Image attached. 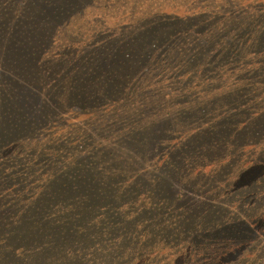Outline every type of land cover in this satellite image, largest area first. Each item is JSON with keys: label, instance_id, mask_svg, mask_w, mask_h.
Wrapping results in <instances>:
<instances>
[{"label": "rangeland", "instance_id": "rangeland-1", "mask_svg": "<svg viewBox=\"0 0 264 264\" xmlns=\"http://www.w3.org/2000/svg\"><path fill=\"white\" fill-rule=\"evenodd\" d=\"M117 1L111 2L114 8L109 10L96 13L88 9L69 17L76 40H83L85 34L93 40L117 35L122 21L139 24L141 18L126 12L133 3ZM259 14L264 27V14ZM140 22L148 30L154 27L147 15ZM203 29L197 27L192 33L200 38ZM184 30L183 35L161 31L157 44L151 45L161 46L160 58L169 63L153 70L149 68L153 64H144V78L133 81L131 98L114 105L116 114L106 113L97 127L88 126L86 114H61L55 118L57 122L45 127L39 139L46 144L45 153L57 150L53 166L42 154L28 151L29 147L19 149L21 156L0 152V168L7 166L14 174L18 173L17 162L38 158L37 173L27 181L18 175L0 180V264H264V30L248 35L247 45L226 69L201 62L204 68H199L195 80L189 79L188 70H194L193 66L180 64L179 58L187 61L194 53V47L185 45L189 31ZM134 48L140 51L146 45ZM65 76L69 77L64 73L59 80ZM2 84L4 89L6 83ZM192 105L195 107L189 111ZM182 123L185 129L178 133L175 128ZM136 124L143 133L140 138L156 144L146 150L149 154L157 147L153 155L120 149L121 143L130 149L133 145L119 143L118 130ZM152 124L161 129L160 135L153 136ZM112 150L125 156L117 162ZM79 154L88 156L87 161ZM200 155L205 158L196 157ZM182 159L188 165L185 169ZM97 161L100 167L84 170V165ZM109 164L113 168L121 164L125 171L133 167L136 172L129 177L114 173ZM167 164H176L184 176L175 177L174 168ZM64 166L65 181L83 177L113 188L102 194L77 186L62 188L54 175ZM167 169L173 173L176 187L185 188L194 200L188 194L183 201L176 199L179 192L172 193L173 197L157 194V190L166 193L158 176ZM198 201L206 209L188 214L186 208ZM72 209L78 217L65 220L71 218ZM172 213L190 215L192 231L200 226L197 233L204 236L209 230L218 235L213 260L204 245L202 253L193 250L185 245L183 232H173Z\"/></svg>", "mask_w": 264, "mask_h": 264}, {"label": "trees", "instance_id": "trees-1", "mask_svg": "<svg viewBox=\"0 0 264 264\" xmlns=\"http://www.w3.org/2000/svg\"><path fill=\"white\" fill-rule=\"evenodd\" d=\"M148 1L120 0L126 5L133 3L134 7L124 8L127 9L126 12L132 11L133 16L137 15V19L141 18L140 21L147 15L154 26L150 27V30L140 21L133 26L132 21L129 20L127 23L120 22L117 35L112 33L104 39L93 40L87 38L86 36L89 35L85 34L82 37L83 40H76L78 35L73 32L76 30L69 27L67 22L69 17L87 12L88 9L96 13L102 9L109 10L114 8L111 2L118 3V1L0 0V134L4 135L3 137L0 135V152L19 155L20 150L29 147L28 151L33 150L36 154H42L47 158L49 165L53 166L57 150L52 148L50 152L45 153L47 152L46 144L39 139L41 132L47 125L57 122L55 118L61 114H86L88 126L95 127L104 119L106 113L116 114L117 107L114 105L131 98L133 81L135 79L141 81L144 78V64H153L149 67L153 70L165 61L169 63V59L160 58L161 46L151 45L158 41L161 31H176L178 35H183L184 29H187L186 32L189 31L187 32L189 37L185 35L184 41L185 45L194 47L192 49L194 53L188 55L187 61L183 58L179 59L180 64L189 62L193 66L194 70H188L189 79L195 80L198 78L199 68L203 71L204 64L201 62H209L210 66L218 64L222 69H226L228 62L236 60L234 57L247 45L248 35L254 36L253 32L258 29L264 30L263 25L260 24L263 15L259 14V12L264 14V0H155L153 5L146 6L145 2ZM101 2H107V4L102 5ZM200 26L204 27V32L200 33L199 38L192 32ZM117 36L119 39L116 38ZM140 45H146V49L139 51L134 48ZM198 49L202 52L195 53ZM83 62H85L84 66ZM196 67H198L197 70ZM103 70L104 73L99 74ZM56 72L57 75L51 78V75H55ZM64 73L69 77L65 76L64 79L59 80ZM2 82L6 83L4 89H2L4 85ZM128 90L130 91L127 92ZM194 107L192 105L188 110L191 111ZM184 125V123L178 125L175 131L178 133L183 131ZM137 127L138 124L118 130V138L121 137L119 143L130 141V145H133L130 149L121 143L120 149L129 154L130 151H137V154L153 155L157 147L149 154L146 150L151 147L150 145L156 144H150L146 138H140L143 133ZM149 130L153 136L162 133L155 124H152ZM20 146L23 148L21 149ZM112 151L117 155V151ZM21 155L23 153L19 156ZM123 155H117V162ZM80 157L85 158L84 155ZM196 157L205 158V155ZM87 159L88 156L85 160ZM37 160L38 158L34 157L23 159V163L17 162V174L11 173L7 166L1 167L0 180L18 175L21 181H27L28 176L37 173L35 164ZM182 160L186 165L183 168L185 169L188 165L185 159ZM104 162L106 165L105 160ZM95 163H87L84 165V170L94 169L93 166L96 165L101 166L100 161ZM111 165L109 164V171L128 174V177L136 172L133 167H128L125 171L121 164L114 168ZM168 166L174 168L175 177L184 176L183 169L176 168V164ZM65 167L55 171L54 175V178L58 177L59 186L62 188L77 186L81 190L87 188L86 191H97V194L113 188L106 182L91 181L83 177H78L80 179L77 178V181L71 183L65 181L66 174L63 173ZM167 171L164 172L165 175L158 176L165 184L162 187L166 193L157 190V194L162 193V195L173 197L172 193L179 192L176 199L183 201L185 194L190 195V193L185 188L176 187L177 181L171 180L173 173L170 169ZM118 190L125 191L121 187H118ZM46 196H49L47 198L49 200L51 193L48 192ZM190 196V199L194 200L192 194ZM43 198L46 197L43 196ZM188 207L186 208L188 214L194 209L196 211L206 209L201 206L200 201ZM213 209H216V206L213 205ZM71 212V218H63L68 220L78 217L73 209ZM172 215L175 219L173 232L177 234L183 232L184 237L186 236L185 245L194 248L193 250L196 248L201 252L204 245L205 251L209 250L208 254L213 260L212 252L217 246L216 243H219L218 235L207 230L206 232L209 233L203 236L197 233L201 231L200 226H196L192 231L189 226L190 215L185 217L176 216L174 213ZM233 225H235L234 222ZM191 248L190 252H192ZM254 259H258L257 256Z\"/></svg>", "mask_w": 264, "mask_h": 264}]
</instances>
